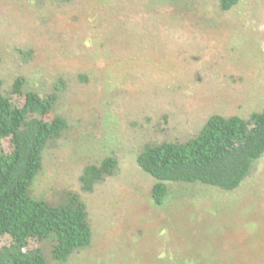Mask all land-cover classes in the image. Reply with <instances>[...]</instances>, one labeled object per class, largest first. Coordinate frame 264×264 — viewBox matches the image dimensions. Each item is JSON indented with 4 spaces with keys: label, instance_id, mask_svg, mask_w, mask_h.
<instances>
[{
    "label": "rangeland",
    "instance_id": "374dc122",
    "mask_svg": "<svg viewBox=\"0 0 264 264\" xmlns=\"http://www.w3.org/2000/svg\"><path fill=\"white\" fill-rule=\"evenodd\" d=\"M94 28L109 49L89 51ZM0 55L3 86L23 75L67 122L29 188L86 205L91 243L57 264H264V153L234 190L166 181L160 203L136 163L147 142L193 138L212 114L262 109L264 0H0ZM107 157L113 173L85 191V168Z\"/></svg>",
    "mask_w": 264,
    "mask_h": 264
},
{
    "label": "trees",
    "instance_id": "16d2710c",
    "mask_svg": "<svg viewBox=\"0 0 264 264\" xmlns=\"http://www.w3.org/2000/svg\"><path fill=\"white\" fill-rule=\"evenodd\" d=\"M56 1L69 4L72 0ZM238 2L218 0V6L229 11ZM123 24L120 33L126 32ZM101 33L93 29L91 53L99 46L109 49L112 38L103 39ZM31 51L26 54L30 56ZM25 82L26 78L18 75L5 88L0 79V240L8 238L0 247V264L64 263L91 243L88 212L79 195L71 191L60 205L29 195L30 184L41 168L43 149L49 140L61 136L67 122L53 114L54 93L25 90ZM55 87L60 88V84ZM19 98L21 102H16ZM263 153L264 106L248 119L212 114L193 138L147 142L136 163L155 180L151 194L160 203L166 181L200 182L222 191L234 190ZM115 163L107 157L99 165L87 166L81 177L83 189L90 191L96 182L111 175Z\"/></svg>",
    "mask_w": 264,
    "mask_h": 264
}]
</instances>
